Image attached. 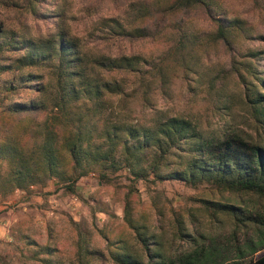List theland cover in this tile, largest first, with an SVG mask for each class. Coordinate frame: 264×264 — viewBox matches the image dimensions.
<instances>
[{"label":"rangeland","instance_id":"rangeland-1","mask_svg":"<svg viewBox=\"0 0 264 264\" xmlns=\"http://www.w3.org/2000/svg\"><path fill=\"white\" fill-rule=\"evenodd\" d=\"M212 3L214 13L235 18L239 26L231 36V48L212 39L218 19L203 6L183 10L174 7V0H35L33 12L28 0H0V40H57L62 32L77 46L75 69L81 77L76 81L92 91L93 83H107L97 97L90 92L75 99L69 91L63 113L50 108L59 92L55 60L21 69L38 74L43 87L38 93L23 87L6 94L4 85L17 73L7 65L0 69V103L38 97L46 113L56 111L60 121H79L83 116L91 120L94 115L100 122L153 126L176 115L190 120L204 137L238 133L262 139L260 121L264 120L257 119L245 101L235 70L248 76L243 62L264 60V0ZM140 25H147L152 34L121 33L122 28ZM4 54L1 62L7 63L16 52L4 50ZM119 57L131 59L135 68L110 67ZM156 66L165 77L150 74ZM62 156L67 159L65 153ZM100 171L91 165L72 192L55 178L28 189L0 190V264H45L48 256L61 264H75L79 239L103 253V264H119L111 258L112 252L123 247L139 252L140 248L125 219V201L132 222L153 235L164 252L181 242L175 235L178 226L197 242L212 238L229 256H234L237 245L254 237L251 226L231 235L232 219L221 213L212 216L202 199L264 214V196L255 193L222 189L205 180L190 184L176 178L157 179L152 173L133 180L124 167L109 171L107 177ZM46 247L51 254L43 252ZM262 252L264 247L246 258ZM91 264L101 263L91 258Z\"/></svg>","mask_w":264,"mask_h":264},{"label":"trees","instance_id":"trees-1","mask_svg":"<svg viewBox=\"0 0 264 264\" xmlns=\"http://www.w3.org/2000/svg\"><path fill=\"white\" fill-rule=\"evenodd\" d=\"M34 1L28 0L33 12ZM195 5L203 6L209 15L213 14L218 19L212 39L220 41L227 49L233 47L231 36L239 27L235 18L214 13L212 0H174V7L183 10ZM132 32L138 36L152 34L147 25L132 30L121 29L123 35ZM4 50L16 52L13 61L1 62L6 56ZM54 60L59 92L50 105L51 109L63 112L71 98L69 91L78 99L90 92L97 97L101 87H107V83H93L92 91L78 82L81 73L75 69L79 62L76 43L59 32L57 40L49 37L0 40V69L7 65L17 69V73L4 85L6 94L23 87L40 92L43 87L37 79L38 74L21 69L45 63L50 65ZM259 60L243 62L248 76L239 69L235 72L243 86L245 101L257 119L264 120V60ZM110 67L133 69L135 65L131 59L119 57L112 61ZM152 70L151 75L165 77L158 66ZM116 89L124 94L119 87ZM4 98L7 97L4 95ZM45 107V103L34 96L0 103L1 192L28 189L32 184L44 185L50 178L64 182L72 192L78 177L85 174L91 165H96L104 177L109 171L124 167L133 180L152 173L157 179L176 178L190 184L205 180L222 189L264 196V135L262 139L255 140L238 133L204 137L190 120L176 115L167 116L153 126H136L123 121L101 123L93 117V112L91 120L89 116H83L79 121H60L59 113H46ZM202 202L212 216L221 213L232 219L231 235L235 230L252 227L254 237L237 245L234 256H229L212 238L197 242V238L183 226H178L175 233L181 238L179 245L164 252L156 241L154 243L153 235L132 222L125 201V219L140 248L139 252H131L123 247L112 252L111 258L119 264H264V252L254 258H246L264 247V214L243 210L230 202L210 199H202ZM43 252L51 254L48 247ZM74 258L75 264H91V258L103 264L104 255L79 239L75 243ZM44 261L45 264H61L50 256L44 257Z\"/></svg>","mask_w":264,"mask_h":264}]
</instances>
